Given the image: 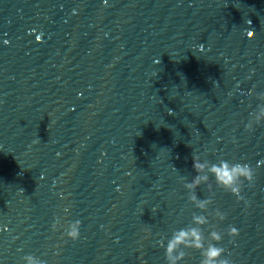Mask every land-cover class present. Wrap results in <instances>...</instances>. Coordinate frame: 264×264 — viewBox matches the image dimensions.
Returning a JSON list of instances; mask_svg holds the SVG:
<instances>
[{
  "label": "water",
  "instance_id": "1",
  "mask_svg": "<svg viewBox=\"0 0 264 264\" xmlns=\"http://www.w3.org/2000/svg\"><path fill=\"white\" fill-rule=\"evenodd\" d=\"M260 92L264 0H0V264H166L158 241L199 214L193 155L255 169L244 201L214 188L204 231L264 264Z\"/></svg>",
  "mask_w": 264,
  "mask_h": 264
},
{
  "label": "clouds",
  "instance_id": "2",
  "mask_svg": "<svg viewBox=\"0 0 264 264\" xmlns=\"http://www.w3.org/2000/svg\"><path fill=\"white\" fill-rule=\"evenodd\" d=\"M253 35L250 31L247 32L249 38ZM256 99L259 103L250 113V118L245 125L247 131H252L254 125L264 124V92L256 94ZM233 142H235L234 137ZM193 168L196 175L191 182H185L183 187L188 192L189 202L195 209L199 210V214L193 212L191 222L186 227L173 230L171 237L167 239L166 246L163 239L158 241L159 245L165 248L166 264H180L185 259L186 250L188 249L200 253L199 264H232V261L225 257L226 249L220 246L225 233L212 225L206 236L204 226L209 225L210 216L219 222L226 219V214L219 209L209 211L214 202V188L235 196L238 201H244L243 189L245 186H253L256 175L255 169L248 163L234 162L227 159H220L217 162L208 159L201 161L198 155H193ZM201 185L206 186L209 193L207 198L200 199L197 196L196 190ZM58 224L59 220L57 219L51 225L53 231L57 230ZM80 228L81 222L79 220L70 222L65 232L67 238L73 242L77 241L80 238ZM226 235L231 242L239 235L238 229L230 226ZM22 259L25 264H45L44 261L33 255H25Z\"/></svg>",
  "mask_w": 264,
  "mask_h": 264
}]
</instances>
